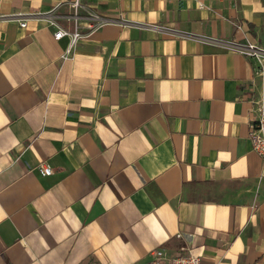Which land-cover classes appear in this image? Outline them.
I'll list each match as a JSON object with an SVG mask.
<instances>
[{"label":"crops","instance_id":"obj_1","mask_svg":"<svg viewBox=\"0 0 264 264\" xmlns=\"http://www.w3.org/2000/svg\"><path fill=\"white\" fill-rule=\"evenodd\" d=\"M89 1L0 0V264H264V0Z\"/></svg>","mask_w":264,"mask_h":264},{"label":"built area","instance_id":"obj_2","mask_svg":"<svg viewBox=\"0 0 264 264\" xmlns=\"http://www.w3.org/2000/svg\"><path fill=\"white\" fill-rule=\"evenodd\" d=\"M72 9L70 20L71 26L65 27L58 25L54 31V37L60 39L67 37L69 40L68 47L65 49L64 56L71 54V47L80 39L89 36L95 32L102 24L96 9L89 0H70ZM57 3L56 5H58ZM200 7L204 4L198 0ZM25 22L19 23V26H24ZM244 52L253 56L257 60V65L253 68V78L250 81V86H255L256 92L252 96V118L250 121L249 139L253 150L264 160V63H262L260 48L248 44ZM257 78L258 82H256ZM43 174H50L51 168L42 166ZM152 259L146 264H203L201 256L192 253L187 247L182 246L178 253L166 258L163 249H153L151 252Z\"/></svg>","mask_w":264,"mask_h":264}]
</instances>
